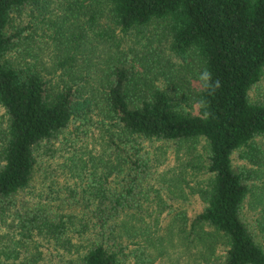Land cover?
Returning <instances> with one entry per match:
<instances>
[{"label":"trees","instance_id":"1","mask_svg":"<svg viewBox=\"0 0 264 264\" xmlns=\"http://www.w3.org/2000/svg\"><path fill=\"white\" fill-rule=\"evenodd\" d=\"M147 27L155 36L141 43L147 59L138 67L124 50ZM161 38L168 41V59L151 46ZM51 44L59 53L48 64L43 54ZM151 60L161 76L151 74ZM205 70L212 74L207 84L199 78ZM263 71L264 0H0V218L9 213L12 238L26 244L21 263L124 264L123 237H132L124 215L140 206L132 196L149 166L141 140L180 145L203 138V205L190 227H210V248L223 246L212 252L211 264H264V245L243 218L250 196L264 218L256 143L264 136V100L249 95ZM216 80L220 87L212 91ZM94 120L100 134L92 139L103 150L61 139L71 125L82 138L83 124ZM67 145L87 153L79 154L81 162L65 157L75 167L70 177L80 182L66 177V191H55L57 203L30 204L22 193H30L41 155ZM89 152L95 164H87ZM234 154L254 165L235 163ZM257 221L264 228V219ZM77 226L85 240H77L85 237L75 235ZM145 235L149 249L137 258L162 260V241ZM9 246L0 240V264H16L7 262L18 256Z\"/></svg>","mask_w":264,"mask_h":264},{"label":"rangeland","instance_id":"2","mask_svg":"<svg viewBox=\"0 0 264 264\" xmlns=\"http://www.w3.org/2000/svg\"><path fill=\"white\" fill-rule=\"evenodd\" d=\"M145 31L144 35L131 38L129 43L132 50H130L129 47H126L124 50L131 60L135 59L138 63V67L143 60L147 59V54H144L145 52L142 54L144 50L142 49L141 43L149 42L151 39L149 37L150 35L155 36L153 28L149 30L147 27ZM49 42H51L50 39ZM98 46L101 51L108 52L107 46L103 43L100 42ZM151 46L153 50H158L160 52L159 54L163 59L172 55L168 47V41L164 38H161L159 42L157 40L151 42ZM58 53L59 50L54 48L53 44H51V46L45 49L43 59L50 64L52 57ZM172 61L179 64L178 58H172ZM148 64V66H151L152 73H150L152 75L156 70L158 75L161 76L160 70H157L158 65L156 62L151 60L148 61ZM160 65H163V62H160ZM192 66L193 71L197 74L199 66L195 57H193L191 61V67ZM189 76H191L192 85L195 86L197 84V79L192 74ZM192 76L194 77L193 79ZM249 95L251 100H264V71L260 80L250 90ZM94 116L97 118V116L100 115L94 113ZM3 119V108L0 105V126L3 123ZM97 128L95 120L84 123L82 129L85 133L82 135V138H80L75 135L77 130L74 125H71V132L69 134H64L61 139L66 142H70L71 140H75L76 142L84 140V145L87 144L88 148L94 149L92 151L103 150V146L101 147L100 142H96L92 139L93 136L100 134V130ZM64 137H67V140ZM141 142L142 152L147 157L149 166L146 170V174L141 177L139 181L140 184L138 183L139 186L136 188L135 194L132 196V201L136 202V200H138L140 206L129 210L124 215L129 223L130 220L132 222L130 223L131 226H129V224L127 225V232L132 234V237L127 234L123 237L124 243L126 244V255L123 258L124 264H211V255L213 253L219 254L223 250V246H221L220 243H216L214 247L210 248L211 243L214 242V238L212 239L213 235L210 234L213 233L211 228L203 225L204 227L196 226V229L192 230L189 223L190 218H192L196 211L200 210L203 205V200L198 192V188L200 184H203L206 180V174L203 172L204 160L206 157L205 140L203 138H198L193 142H182L180 145H177L176 142L154 139H143ZM256 143H258L262 149V153L260 154L262 158L261 168H263L264 136L256 138ZM59 146H62L60 140L56 143V147ZM59 150V153H54L53 155L45 153L41 155L40 162L34 174L33 184L29 189L30 193H22V196L28 200L30 204L46 206L48 204L52 205V203H57L55 191L60 194L66 191L63 187L66 177L69 178L70 182H73V180H78L80 182V179L70 177L69 171L71 173L75 170V167L71 166V160L65 157L74 154L75 160L81 162V160L77 159L80 156L79 154L83 153L86 155L87 153L84 150L73 149V147H69L68 145L67 148H61ZM89 153L90 159L87 164H95V156L91 152ZM85 155H83V161H87L85 160ZM234 157L235 163H239L243 166L245 164L250 168L254 165L251 161L237 159V154H234ZM256 167L257 166H255V168ZM83 168L84 166H82V169ZM76 169L78 168L76 167ZM45 174L46 176L48 175L47 179L44 177ZM262 174L263 173H261V175ZM115 178L118 180L117 177ZM261 179H264V176L260 177L258 182H261ZM83 184L85 183L83 182ZM79 190H81L80 187ZM247 200L248 201H246L243 207V218L264 245V228L261 223H258L257 216L260 221H263L264 218L262 214H260V211L255 208L253 197L250 196ZM8 215L9 213L5 217L0 218V240L2 244L6 242L7 246L10 245L9 250L12 251L10 255H14L13 257L18 255L15 259L7 260V262L22 264L21 260L24 257V253L21 248L26 247L24 246L26 244L18 240L19 236H14L12 238L14 235V224L11 220V216ZM186 220L187 222L185 223ZM147 225L151 226L146 228ZM168 228L172 229V235L170 236L167 231ZM78 232L85 237H80ZM74 233L76 236H79L77 237L78 241L82 239L85 240L87 236L85 232H80L79 226L74 227ZM145 233L149 234L151 240L154 242L162 241V249L163 251L165 250L164 252L166 253V256L162 260H153L152 257H150L148 261L142 262L137 258L143 249H149ZM133 240L138 243H133ZM154 251L156 250L154 249ZM31 254L32 251L30 256ZM29 264L34 263L30 262Z\"/></svg>","mask_w":264,"mask_h":264},{"label":"clouds","instance_id":"3","mask_svg":"<svg viewBox=\"0 0 264 264\" xmlns=\"http://www.w3.org/2000/svg\"><path fill=\"white\" fill-rule=\"evenodd\" d=\"M199 78L207 84V82L211 81L212 74L209 71L205 70V71H203L200 74V77ZM219 87H220V81L219 80H216L214 82V87H213L212 91H215V89H217Z\"/></svg>","mask_w":264,"mask_h":264}]
</instances>
